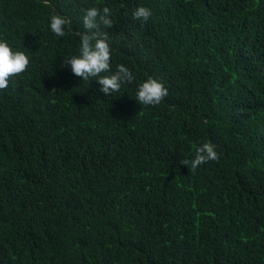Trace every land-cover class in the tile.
Returning a JSON list of instances; mask_svg holds the SVG:
<instances>
[{
  "label": "trees",
  "instance_id": "obj_1",
  "mask_svg": "<svg viewBox=\"0 0 264 264\" xmlns=\"http://www.w3.org/2000/svg\"><path fill=\"white\" fill-rule=\"evenodd\" d=\"M93 5L159 104L61 69L48 15ZM0 35L31 57L0 89V264H264V0H0ZM204 141L216 160L180 164Z\"/></svg>",
  "mask_w": 264,
  "mask_h": 264
},
{
  "label": "clouds",
  "instance_id": "obj_2",
  "mask_svg": "<svg viewBox=\"0 0 264 264\" xmlns=\"http://www.w3.org/2000/svg\"><path fill=\"white\" fill-rule=\"evenodd\" d=\"M80 16L81 29H74L70 19L60 12L48 15V30L57 39L66 36L75 38V51L61 59V69L68 65L71 73L82 82L95 79L98 91L111 96L118 94L126 84H134V98L143 106L159 104L167 95L168 89L157 75H145L138 78L130 67L118 63L113 68L112 39L107 29L113 26V12L107 6L95 5L83 8ZM150 7L138 5L132 17L148 21L152 16ZM26 47L16 46L7 36L0 35V89L7 88L9 77L25 72L30 65V54ZM218 158L216 146L210 141L195 145L189 158H182L180 164L196 171L199 166Z\"/></svg>",
  "mask_w": 264,
  "mask_h": 264
}]
</instances>
